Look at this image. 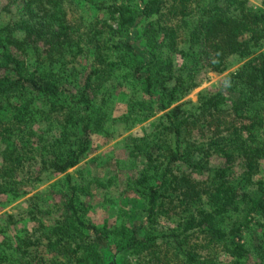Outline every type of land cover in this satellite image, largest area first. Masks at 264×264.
<instances>
[{
	"label": "trees",
	"instance_id": "obj_1",
	"mask_svg": "<svg viewBox=\"0 0 264 264\" xmlns=\"http://www.w3.org/2000/svg\"><path fill=\"white\" fill-rule=\"evenodd\" d=\"M87 1L110 19L105 28L75 33L63 0L4 5L21 3V14L0 22V196L26 195L21 174L35 164L63 175L66 196L59 219L40 223L34 239L25 234L11 262L105 264L106 248L131 255L130 264H264V10L248 0H139L135 12L116 0ZM36 39L49 46L45 55ZM231 56L239 66L217 91L188 111L173 106L199 72L222 73ZM130 82L140 97L118 112L114 100ZM138 112L162 113L131 149L140 160L130 189L140 219L98 226L68 171L90 150L92 134L109 135ZM221 115L236 125L204 137Z\"/></svg>",
	"mask_w": 264,
	"mask_h": 264
},
{
	"label": "rangeland",
	"instance_id": "obj_2",
	"mask_svg": "<svg viewBox=\"0 0 264 264\" xmlns=\"http://www.w3.org/2000/svg\"><path fill=\"white\" fill-rule=\"evenodd\" d=\"M63 2L68 13L69 25L75 33H88L90 29L92 31L96 27L105 28V25L110 22L104 12L98 11L87 0H63ZM248 2L252 7L264 10V0H248ZM5 3L6 0H0V22L17 20L21 14V3L10 5L9 8L4 9ZM116 5L135 12L141 4L139 0H116ZM17 35L23 37L24 34L19 32ZM130 37L133 38L132 43L136 51L143 56V38L138 32L135 33L134 28L130 32ZM36 40H38L36 44L39 52L45 55L49 46L44 43V40ZM173 59L176 67H186V61L183 62L176 55L173 56ZM238 66L239 62L236 57L231 56L227 59V68L222 73L199 72L195 77L196 86L173 106H179L180 109L188 111L191 106L197 103L199 95L217 91L225 76L236 70ZM133 94L140 97L138 84L130 82L122 88L114 100L118 112H124L126 103ZM148 113L150 112H146V114ZM146 114L135 113L129 120H121L120 123L114 124L111 130L110 123L109 135L92 134L90 150L81 158L76 167L68 171L73 174L74 182L80 188L84 187L85 194L84 192L79 193V199L86 207L84 211L87 218L98 226L111 225L121 220L127 221L126 223L129 221L137 223L140 219L136 213L139 202L133 197L130 190L132 181L137 177L140 160L131 155V149L135 141L152 131L162 113L156 112L150 117H145ZM226 122L232 126L236 125L235 122V124L232 123L228 115L219 116L211 124L206 123L204 137H210L214 135L213 133L225 134ZM41 129L45 131L44 127L36 126V132ZM193 137L201 138L196 131H193ZM2 149L1 146L0 162ZM21 177L29 191L26 195L21 197L0 196V264H15L16 261L11 262L12 258L17 256L13 250L14 247L20 244V241L27 235L34 234L31 239L38 236L41 228L40 223L52 224L57 221L60 207L66 199L63 192V175L50 170H42L39 165L35 164L28 167ZM254 222L255 220H251L249 227ZM249 230L246 228L242 231L245 239L250 236ZM39 252H44V250H39ZM115 252L113 249H109L108 252L106 248L103 250L105 264L134 262L131 255L122 259L121 255ZM4 257L9 260V263L3 260Z\"/></svg>",
	"mask_w": 264,
	"mask_h": 264
}]
</instances>
